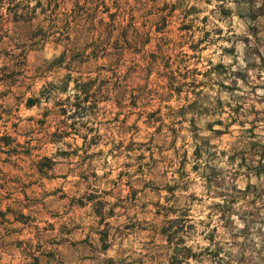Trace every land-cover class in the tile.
Masks as SVG:
<instances>
[{"label": "rangeland", "instance_id": "obj_1", "mask_svg": "<svg viewBox=\"0 0 264 264\" xmlns=\"http://www.w3.org/2000/svg\"><path fill=\"white\" fill-rule=\"evenodd\" d=\"M172 263L264 264V0H0V264Z\"/></svg>", "mask_w": 264, "mask_h": 264}, {"label": "trees", "instance_id": "obj_2", "mask_svg": "<svg viewBox=\"0 0 264 264\" xmlns=\"http://www.w3.org/2000/svg\"><path fill=\"white\" fill-rule=\"evenodd\" d=\"M59 59V58H58ZM77 86L79 89H82L80 91H85V90H88L91 85L88 83V82H84L82 84H80V82H77ZM33 98H30V101H32ZM2 139L6 140L8 139V136L7 135H4L2 136ZM45 161H47L48 163H50V161L52 162V160L49 158V157H44L43 158ZM43 159L42 161H40V165H41V162L43 163ZM40 170H41V167H40ZM165 208H168V207H165ZM169 225L168 226H165L163 227V233L164 235L166 236V238L168 239L169 243L170 244H176L177 246H175L176 248L179 247V242H175V239H177V233L178 231H171V227H173V224L178 222L177 219H174V220H169ZM185 249L191 254L192 253V249L191 247H185ZM179 255H183V258H189V257H192L191 255L189 256V254L187 255H184V254H181V252L179 251V249L176 250V252L174 253V255L172 256V260H175V259H178V256ZM193 255V254H192ZM173 264V263H172Z\"/></svg>", "mask_w": 264, "mask_h": 264}]
</instances>
